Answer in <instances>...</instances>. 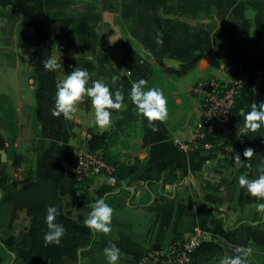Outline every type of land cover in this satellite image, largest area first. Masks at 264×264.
<instances>
[{"label": "crops", "instance_id": "0c3cea01", "mask_svg": "<svg viewBox=\"0 0 264 264\" xmlns=\"http://www.w3.org/2000/svg\"><path fill=\"white\" fill-rule=\"evenodd\" d=\"M83 1L95 9L77 10L75 0H0V8H13L16 28L29 37L31 73L18 74L13 64L2 67L0 51L5 67L0 100L10 101L17 129L29 126L30 131L24 147L21 133L14 132L18 136L11 153L10 135L0 127V150L6 154L4 162L0 155V264H107L103 249L110 243L121 250L119 264H147L144 258L151 250L184 238L194 227L206 229L209 237L189 264H220L241 246L253 249L247 264H264L256 258L264 254V213L255 209L264 201L238 184L241 174L256 178L264 166V126L237 137L241 112L264 101V0ZM69 7L74 8L70 27L51 33L47 17L62 16ZM111 21L129 38L118 49L103 31ZM72 37L78 42L71 46L84 53L81 60L64 59ZM49 56L62 64L60 75L45 71ZM194 58L183 75L164 70ZM77 67L113 93L119 88L124 94L127 108L112 112L107 130L95 125L88 97L72 120L51 115L56 84ZM232 73L241 75L245 86L231 129L216 144L197 142L181 149L179 142L188 141L190 120L195 122L198 114L194 83ZM114 76H119L115 84ZM141 78L148 82L145 90L162 89L167 98L168 119L155 132L129 96L133 81ZM94 133H106L101 150L110 160L138 167L131 174L120 169L115 177L119 186L109 185L104 174L89 177L87 187L75 183L74 151L86 149ZM249 147L257 154L251 166L238 167L235 155L244 159ZM100 198L114 209L107 236L83 223L89 206ZM49 206L57 207L55 222L66 229L59 246L44 244Z\"/></svg>", "mask_w": 264, "mask_h": 264}, {"label": "clouds", "instance_id": "9594fccd", "mask_svg": "<svg viewBox=\"0 0 264 264\" xmlns=\"http://www.w3.org/2000/svg\"><path fill=\"white\" fill-rule=\"evenodd\" d=\"M45 71L55 72L62 67L55 57L49 56L43 61ZM119 80V76L113 77V84ZM91 81V86H88ZM147 80L141 78L133 81L129 93L132 104L137 109V114L147 121V127L153 132L158 131V123H164L168 119L167 98L162 89L147 88ZM85 97L90 98L91 107L94 109V123L103 130L112 125V112H119L127 108L125 97L122 91L117 88L113 93L110 88L100 80H91L90 73L86 69L75 68L65 79L56 84L54 107L51 115L56 118L61 116L65 120H72L78 111V106L85 102ZM243 126L237 129V137L245 136L247 133H256L264 126V101L259 104L253 102L248 111H242ZM257 155L252 148H245L244 159L240 154L234 159L238 167H250V161ZM109 185L117 183L115 177L108 178ZM123 184V182H121ZM238 184L241 189L257 201H264V166H262L256 178H249L246 174L238 177ZM91 211L84 220V226L92 230L94 234L109 235L112 232V220L114 209L106 203L105 198L97 199L90 206ZM258 213H264V202L255 204ZM59 211L55 206L46 209L45 223L47 232L43 239L45 246H59L61 239L66 235V229L62 224H57L56 217ZM253 249L238 247L233 253L221 258L220 264H247V257ZM103 255L107 264H119L121 250L114 243L103 249Z\"/></svg>", "mask_w": 264, "mask_h": 264}, {"label": "built area", "instance_id": "2783aa9c", "mask_svg": "<svg viewBox=\"0 0 264 264\" xmlns=\"http://www.w3.org/2000/svg\"><path fill=\"white\" fill-rule=\"evenodd\" d=\"M244 86L241 75L227 78L210 76L197 80L192 87V92L199 100L197 118L189 132L188 141L179 142V147L187 150L209 134H222L230 130ZM115 170L116 165L101 150L77 148L73 154L71 171L76 184L97 174L111 178ZM208 237L206 229L194 227L184 238L151 250L145 256L144 263L188 264L194 250Z\"/></svg>", "mask_w": 264, "mask_h": 264}, {"label": "rangeland", "instance_id": "374dc122", "mask_svg": "<svg viewBox=\"0 0 264 264\" xmlns=\"http://www.w3.org/2000/svg\"><path fill=\"white\" fill-rule=\"evenodd\" d=\"M83 0H75V4L74 6L77 7L76 9L79 10L80 5L82 3ZM91 2H94V0H89ZM0 44H3L4 46H9V44H13L11 45L9 48L7 47H0V51L2 53L3 56V66L5 67H9L11 64L14 65V69H16L17 73H21L22 75H30V69H29V65H28V57H29V51L30 49L27 47V40L29 39V37L25 36V33L22 32L21 29H19L18 27L16 28V24H17V16L16 13L14 12L13 8L10 5H7L6 7H2L0 8ZM113 24V25H112ZM107 30V31H106ZM103 31L105 32V34H108V40L110 43H112L113 47L115 49H118L119 47H123V44L129 41L128 37L123 36L122 34V30L120 29L119 26H117L115 23H113L112 21L110 22V26L109 27H104ZM77 39L73 38L71 39V43L68 45L67 48H65V53H64V59H66L67 61H72V60H78V59H83L84 57L82 55H84V53H80V51L75 48L74 46L77 45ZM74 45V46H71ZM16 47H13V46ZM64 44H62L63 46ZM6 52H4V51ZM63 50V47L58 49L59 52H61ZM110 60L113 62L114 58L111 55ZM18 61V62H16ZM149 68H151L150 64ZM0 66V70H4V68H2ZM153 67V65H152ZM226 70V69H225ZM228 73V71H226ZM1 75V73H0ZM64 75H68V74H64ZM192 92V90H191ZM193 93V92H192ZM194 96H196L193 93ZM197 97V96H196ZM14 112H13V107L10 103V101H5V100H0V127L2 128V130L4 132H6L9 136V149L10 152L13 153L14 151V146L12 141L14 142L15 137H17L18 132L21 133V138H22V143L21 146L24 147L25 142H26V138H28L27 136H29V126L17 129V126L19 125L18 120H15V116H14ZM14 120V121H13ZM15 123V126L13 127V124ZM194 123L193 119L190 120V124L192 125ZM25 126V125H24ZM16 134H15V133ZM15 134V136H14ZM76 151V150H75ZM74 151V152H75ZM261 256L256 257L258 260H261L262 263H264V254H260Z\"/></svg>", "mask_w": 264, "mask_h": 264}, {"label": "trees", "instance_id": "16d2710c", "mask_svg": "<svg viewBox=\"0 0 264 264\" xmlns=\"http://www.w3.org/2000/svg\"><path fill=\"white\" fill-rule=\"evenodd\" d=\"M80 6H81V9H83V10H94L95 9V6L93 4L85 2V1H82ZM73 11H74V8L73 7H69L67 13H65L62 16H59V17H53V16L47 17V19H46L47 29L53 34H60V33H63L64 31H66L70 27V25H71V23L73 21V17H72ZM196 60H197V58H194L192 61L182 63L177 68L164 66V70L166 72L174 73V74L180 76V75L185 74L189 69H191L194 66ZM72 61H74V60H72ZM60 72H61L60 69L55 71L56 75H60ZM231 75H239V74L232 73ZM238 108L239 107H238V104H237V106L235 108V112L236 113L238 111ZM106 136H107L106 133H94V134H91V136L86 141V149L89 150V151L101 150L106 144V140H105ZM219 140H220V134L216 133L214 135L209 134L204 139H200L197 142H198L199 145H202L204 143L216 144ZM112 161L116 165V170H115V172H114L112 177H116L117 173H118V171L120 169L122 171H125V173H127V174H131L134 171H136V169L138 168L137 165L124 166V165H121L120 163H118V162H116L114 160H112ZM80 185H82L83 187H87L88 178L83 179V181H81ZM119 185H120V181H117L115 186H119ZM206 242L207 241L201 242L200 245L194 250V252L192 253L191 260L194 257V255L196 254V252H198V250Z\"/></svg>", "mask_w": 264, "mask_h": 264}, {"label": "water", "instance_id": "95a60500", "mask_svg": "<svg viewBox=\"0 0 264 264\" xmlns=\"http://www.w3.org/2000/svg\"><path fill=\"white\" fill-rule=\"evenodd\" d=\"M0 155H1V161H5V159H6V154H5V152L3 151V150H0Z\"/></svg>", "mask_w": 264, "mask_h": 264}]
</instances>
